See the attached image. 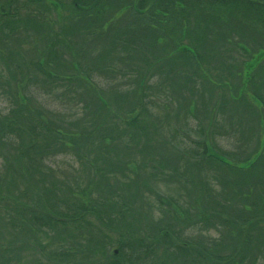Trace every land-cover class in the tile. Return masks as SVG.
I'll use <instances>...</instances> for the list:
<instances>
[{"label": "trees", "instance_id": "obj_1", "mask_svg": "<svg viewBox=\"0 0 264 264\" xmlns=\"http://www.w3.org/2000/svg\"><path fill=\"white\" fill-rule=\"evenodd\" d=\"M4 1L0 49L13 65L24 53L3 41L28 26L49 38V5L29 0L21 23L18 0ZM49 1L66 11L59 26L49 23L56 30L50 88L81 69L88 78L96 72L126 79L119 87L83 89L78 78L80 90L73 82L62 88L61 104L78 99L89 118L49 110L48 125L23 96L21 107L13 99L10 115L0 113V264H169L171 253L185 264H256L264 245V58L244 76L253 49L237 34H250L255 50L264 49V0ZM118 61L131 66L118 69ZM62 62L73 73H58L54 64ZM125 86L138 98L135 110ZM174 108L178 126L171 124ZM17 132L30 141H16ZM42 150L49 157L70 152L78 167L68 175L44 165ZM139 195L148 218L131 207ZM92 224L117 236V254L85 252L82 239H108Z\"/></svg>", "mask_w": 264, "mask_h": 264}, {"label": "rangeland", "instance_id": "obj_2", "mask_svg": "<svg viewBox=\"0 0 264 264\" xmlns=\"http://www.w3.org/2000/svg\"><path fill=\"white\" fill-rule=\"evenodd\" d=\"M45 1L49 5V9H44V10H49L45 14V19H46L45 24L48 27L49 38L44 39L43 35H40L36 30L28 26V28L19 27L18 31H22V33H20L18 36H13L12 39L8 37L5 41H3V42H6V44L10 48L15 47V45L19 46L22 52L24 53V56L20 58L21 56L20 54L14 55L15 63L13 60V65H10V63H8L9 60L7 61L5 60L6 56L4 54V47L0 49V85L1 84L4 85L0 87V113L3 115V117L5 115H10L9 110H12L13 106L15 105V104H12L13 99H15L18 103L17 105H20L19 107H21V100L19 97L23 96L25 98L27 97V101L26 102L24 101L26 105L24 104L23 105L27 107L28 109L32 107L33 111L36 108V111L33 113L36 114L37 112L39 115H36L35 118L38 119L40 116L42 119H44V121L48 125H49V119H50L49 110L61 111L65 114H71L73 111H75L74 113L75 117H77L80 114L81 116H84L85 118H89L90 111L88 110L87 112H84V109L82 108L83 105L85 104L84 102H81V101L79 102L78 99H76V101H65L64 103L61 104V101L59 100H65L66 98L65 96L62 95V88L70 89L71 82L74 83V86H72V88H75V90L81 89V85H80L81 82L83 84L82 85L83 89L90 88V86L92 85L93 86L99 85L100 87L105 88L107 87L108 84H111V83H115V84L110 85L109 87H119V83L121 81H118V80L126 79V78H124L123 76L111 75L109 73L107 75L101 74L100 76V74L96 72H92L93 74L91 75L92 78L90 80L88 77L85 76V73H86L85 71L84 72L78 71V74L82 75L78 77V78H81L80 83H78V78L70 79L71 81L66 80L62 83V85H58L54 81L55 83L54 87L50 88L49 75L47 76L46 71L49 73V60H51L49 58V42L54 36V34L56 33V30L49 29V23L54 22L56 24L53 28H55L56 26H59L57 22H61L62 19H60V16L61 15L63 16L64 13H66V11L62 10V8H59V9L54 8L53 5H51L52 4L51 1L49 0L48 1L45 0ZM64 1L65 3L67 2V0H64ZM16 2L18 5L17 7H19V14L17 15V18H18L17 21H22L21 23H23V20H25L26 18L25 16L27 15V11L29 10V0H18ZM16 2L12 1L11 5H15ZM6 6L7 4L5 3V1L0 0V8L1 7L4 8ZM119 15L121 17L120 20H122V12L119 11V14L115 16L112 22L118 21ZM127 18H128V14L126 13V18L123 16V19H127ZM238 19L239 21H247L252 26V23L250 22L252 20L248 19L247 16H239ZM35 21H43V20L36 18ZM259 24L261 26L262 22L261 23L259 22ZM253 26L258 27V25H255V24H253ZM250 36H251L250 34H243V35L237 34V37L242 38L244 41H246L248 46L253 49V50L250 49L251 50L250 53L252 55V57L250 56L252 58L251 61L250 62L248 61L249 63L246 65L245 64L242 65V72L244 76L248 74V72L257 62H259L260 60L264 58V49L260 51H256L255 50L256 47L253 44V40L251 41V38H249ZM82 39H83V43L87 40L86 37ZM213 44L215 45L214 42ZM78 46H79V42H78ZM84 46H86L85 43H84ZM168 46L169 44L166 45L167 49L169 48ZM244 47L246 46L244 45ZM234 55L238 56L239 60L241 58H242L241 60L244 59L242 56H240V54L234 53ZM64 59H66L67 61L69 60L68 54L64 56ZM137 59H140V57H138ZM100 61L101 60L98 57L96 58L95 62L99 63ZM119 63L120 62L118 61V63L115 64V66L118 69H123L124 67V69L127 70L128 66H131L128 62H122L120 64ZM180 63H181V59L179 58L178 60H176L175 63H169V64L179 65ZM54 65H56V67L58 66L57 68V70L59 71L58 73H62V76L69 74V73H73L71 70L69 72H64L65 68L62 67V65H64L63 62L59 65L58 64H54ZM40 66L43 67L45 70H43ZM83 66L84 67L87 66L86 61L83 62ZM18 67H21V73L18 72ZM22 67H28V68H24L26 69L24 70ZM52 71L50 70L51 73ZM6 83H7V86L5 85ZM126 83H127V80H126ZM124 89H129L130 91L134 90L132 86H129V87L125 86ZM130 101L133 103V108L131 109L135 110L137 107H139V103H137L138 98H136V94L133 93V91L128 97V103ZM148 108L154 111V108L150 104L148 105ZM174 110L175 108L171 109L172 114ZM24 112H26V110H24ZM180 119L184 121V114L181 115ZM171 124L173 126H178L179 124H181L180 120L176 117L175 113L173 114V119L171 121ZM10 125L13 126V123H11ZM232 129H237V128L233 127ZM18 135H21V136H18ZM15 136H16L15 140L21 142L22 144L26 143L27 141H30V138L29 137L26 138V136L22 135V132L20 133L17 132ZM228 140L229 142L233 143L232 137H229ZM221 142H224V141L221 140ZM42 144L43 143L38 141V145L42 147L43 146ZM5 149L8 150L9 147H5ZM132 150L134 151L135 149H132ZM117 151L119 152L121 150H117ZM54 153L57 154V156L49 157V155H47V153H45L46 154L45 155L42 150L40 153V156H38L39 162H42L44 165H47V166L51 165L55 167L56 169L60 168L62 170H65L66 174H68L67 173L68 168L73 167V170H74L76 167H78V160L70 152L64 153L63 151H59V152L55 151ZM112 159H113V155L110 156V160ZM60 178H62V175H60ZM165 187L166 186H163V190L165 189ZM141 191L142 189H140V193ZM171 191L173 193L176 192L174 188H172ZM177 194L178 193H176V196ZM179 197H184V196L183 194H180ZM149 202L151 201L149 200ZM151 203L153 204V202ZM147 205L148 204L145 202V198L139 195L133 199L131 207L138 208L140 213L142 214V218L144 217L148 218L149 214L147 213V209H146ZM129 216H132L131 212H129L128 219H129ZM125 217H126V214H125ZM131 220L134 221V219H131ZM92 226L95 229L102 231L103 233H106L108 235L107 236L108 239L106 241L92 240V238H94L95 236H91V239L90 238L82 239L85 242V244L89 245L90 247V248L85 247V252H87V254H90L91 252L95 251L96 257H101L104 251H108L109 252L108 254L112 253V250L115 247H117L116 245H118L117 236L113 232L100 227L99 224H92ZM82 228L83 227H73V230L77 231L78 229L81 230ZM113 228L114 227H111L109 229L112 230ZM84 231L88 232L87 228H85ZM259 232H262V230H259ZM81 234L82 233L79 234L78 238H80ZM201 234H204V233H201ZM209 234L215 236L217 233L210 230ZM204 244L206 245V243ZM155 250L157 251V254H160L161 252L160 249L156 248ZM167 259H170L167 262L169 264H185L184 262H186V258L180 257L174 253L169 254ZM23 260H25V258H23ZM200 264H203V263H200ZM256 264H264V245L263 244L261 245V253L258 256V260L256 261Z\"/></svg>", "mask_w": 264, "mask_h": 264}, {"label": "water", "instance_id": "obj_3", "mask_svg": "<svg viewBox=\"0 0 264 264\" xmlns=\"http://www.w3.org/2000/svg\"><path fill=\"white\" fill-rule=\"evenodd\" d=\"M186 49H187V47H185V46H183V47L180 48V50H186ZM114 252L116 253L117 250H115Z\"/></svg>", "mask_w": 264, "mask_h": 264}]
</instances>
